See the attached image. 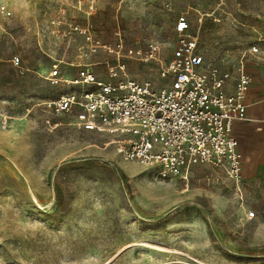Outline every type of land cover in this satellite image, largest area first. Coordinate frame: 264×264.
Segmentation results:
<instances>
[{
	"label": "rangeland",
	"instance_id": "obj_1",
	"mask_svg": "<svg viewBox=\"0 0 264 264\" xmlns=\"http://www.w3.org/2000/svg\"><path fill=\"white\" fill-rule=\"evenodd\" d=\"M0 2L11 13H0V264H264L263 172L243 169L241 191L209 164L164 179L42 105L77 88L47 81L55 69L161 86L182 14L230 82L241 62L264 72V0ZM87 26L92 44L76 29Z\"/></svg>",
	"mask_w": 264,
	"mask_h": 264
},
{
	"label": "built area",
	"instance_id": "obj_2",
	"mask_svg": "<svg viewBox=\"0 0 264 264\" xmlns=\"http://www.w3.org/2000/svg\"><path fill=\"white\" fill-rule=\"evenodd\" d=\"M0 13L11 14L2 2ZM76 29L92 44L89 26ZM190 29L187 16L180 15L175 24L177 43L160 72L161 86L135 80L101 81L90 67L80 69L78 78L67 80L55 69L47 81L77 88L44 100L42 105L58 114H73L84 130L115 137L117 151L125 160L157 168L164 179L188 180L192 167L209 164L223 169L241 191L242 154L233 125L247 119L251 78L241 62L231 85L229 72L208 65ZM156 51L157 46H150L142 59L155 58ZM130 55L134 56L133 51ZM12 63L21 69L19 57ZM117 69L123 71L124 65L110 68V78L117 76ZM2 123H7L6 117Z\"/></svg>",
	"mask_w": 264,
	"mask_h": 264
},
{
	"label": "crops",
	"instance_id": "obj_3",
	"mask_svg": "<svg viewBox=\"0 0 264 264\" xmlns=\"http://www.w3.org/2000/svg\"><path fill=\"white\" fill-rule=\"evenodd\" d=\"M246 68L251 78L246 97L247 119L234 123L233 134L242 154V170L257 176L255 173H264V72L249 70L247 65Z\"/></svg>",
	"mask_w": 264,
	"mask_h": 264
}]
</instances>
